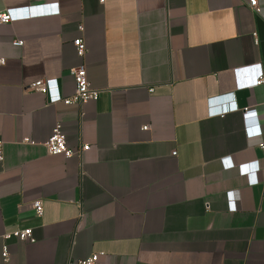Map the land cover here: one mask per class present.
I'll return each mask as SVG.
<instances>
[{
	"label": "crops",
	"instance_id": "crops-1",
	"mask_svg": "<svg viewBox=\"0 0 264 264\" xmlns=\"http://www.w3.org/2000/svg\"><path fill=\"white\" fill-rule=\"evenodd\" d=\"M41 3L57 13L0 23V264L92 252L104 264H264V0L258 12L248 0H0V11ZM80 62L98 97L64 104ZM43 78L57 87H29ZM56 123L69 147L89 148L48 153ZM24 228L33 242L2 239Z\"/></svg>",
	"mask_w": 264,
	"mask_h": 264
},
{
	"label": "built area",
	"instance_id": "built-area-1",
	"mask_svg": "<svg viewBox=\"0 0 264 264\" xmlns=\"http://www.w3.org/2000/svg\"><path fill=\"white\" fill-rule=\"evenodd\" d=\"M102 1V0H99ZM53 3H41V4H33L25 7L20 8H8L5 11H0V23H8L16 20H22V19H29L34 17H41L46 15H52L57 13V9L51 10V9H44L46 5L50 6ZM248 6L249 8L254 11L258 12L259 7L257 0H248ZM12 44L19 46L22 44V39L20 38H14L12 40ZM72 44L75 48V53L78 57H83L85 52V44L81 37H76L73 39ZM70 73L72 75L73 81H74V91L73 93L68 97H62L61 101L64 104H81L90 100H96L98 97V90L91 86L90 82L87 79L86 75V67L83 62H80L78 65L72 67L70 69ZM263 82L262 78H258L255 83L260 84ZM29 87L39 91L43 94L47 93L50 89H53L57 87L56 79L52 78H43V79H37L34 80L29 84ZM229 99H233V94L229 96ZM226 106L220 107L216 113L225 111ZM243 119L246 121L247 119H255L257 117L255 109L251 108H243ZM148 125H144L143 129H147ZM250 128H254V130L248 131ZM245 132L247 136L254 137L258 136L261 133V129L257 125H253L252 127L245 126ZM27 143H33L30 139H24ZM44 146L47 149L48 153L50 154H60L65 158L72 157L79 153L80 151H85L89 148V145L86 143H83L79 148L75 149L73 147H69L67 145V142L65 140V136L61 131V127L59 123H56L52 130L50 135L46 138L44 141ZM264 144L261 143L260 146H263ZM172 154H175L173 151ZM2 159V148L0 143V160ZM244 167V169L240 172L242 174L249 175V167L246 163L245 165H241ZM227 168H231L232 163L227 160L226 166ZM264 190V185H263ZM233 194V191H232ZM232 204L233 209L236 208L235 200L232 196ZM32 207L36 215H41L43 211L42 207V201L41 199H35L32 201ZM10 237H14L18 239L19 241H26V242H33L34 238L32 235V229L31 228H24V229H17L9 233H5L2 236L3 240H6ZM1 256L3 258H6L7 256V250L6 245L3 243L2 245V251ZM103 256L102 252H92L89 255H87L84 258L81 259H70L67 261L66 264H104L101 257Z\"/></svg>",
	"mask_w": 264,
	"mask_h": 264
}]
</instances>
